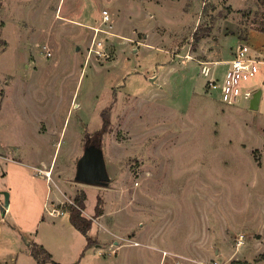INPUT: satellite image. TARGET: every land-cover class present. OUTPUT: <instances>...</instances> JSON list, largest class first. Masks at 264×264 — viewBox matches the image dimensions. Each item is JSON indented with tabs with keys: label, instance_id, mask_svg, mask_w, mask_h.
Masks as SVG:
<instances>
[{
	"label": "rangeland",
	"instance_id": "rangeland-1",
	"mask_svg": "<svg viewBox=\"0 0 264 264\" xmlns=\"http://www.w3.org/2000/svg\"><path fill=\"white\" fill-rule=\"evenodd\" d=\"M102 9L116 36L102 34L108 56L87 60L93 33L84 23L99 26ZM158 9L144 0H0V185L16 228H0L1 264H36L31 242L60 264H157L163 251L172 255L164 264H264V94L250 109L246 100L221 102L205 86L208 76L221 84L228 68L213 58L240 42L264 45L260 35L225 33L221 20L257 27L262 6L179 0L167 24L154 26ZM135 14L138 28L130 24ZM195 30L208 36L196 40ZM263 76L253 80L256 90L264 91ZM104 108L110 180L81 183L76 162L85 133L102 127ZM11 145L20 153L9 156L47 169L48 176L35 170L47 183L28 167L12 174L3 158ZM81 192L82 215L92 220L85 251L86 236L68 219ZM43 203L65 212L50 216Z\"/></svg>",
	"mask_w": 264,
	"mask_h": 264
},
{
	"label": "built area",
	"instance_id": "built-area-1",
	"mask_svg": "<svg viewBox=\"0 0 264 264\" xmlns=\"http://www.w3.org/2000/svg\"><path fill=\"white\" fill-rule=\"evenodd\" d=\"M100 25H104L107 28L100 27ZM100 25L89 27L93 34L88 44L86 54L87 60H89L91 56L95 59H103L108 56L105 50V40L107 39L106 35L115 34L112 30H110L112 28V24L107 9L101 10ZM102 34L106 35L102 36ZM225 63L228 65V68L222 83L219 84L212 76H208L205 82L206 88L208 90H217L220 101L227 105H236L241 100L250 102L253 94L256 92V84L253 83V80L259 76L261 70L264 71V53L261 55H255L251 52L250 46L247 43L240 42L232 49L231 58L225 61ZM204 71L206 75H210V71H208V69ZM38 171L45 176L49 175L45 174V171ZM60 205L61 206L56 208L49 203H45L44 208L48 215L56 217L59 216L60 213L62 214L65 212L62 209L63 204ZM171 256L172 255L168 254L166 251H163L160 264H164L166 258ZM173 263L179 264L180 262L176 260Z\"/></svg>",
	"mask_w": 264,
	"mask_h": 264
},
{
	"label": "crops",
	"instance_id": "crops-1",
	"mask_svg": "<svg viewBox=\"0 0 264 264\" xmlns=\"http://www.w3.org/2000/svg\"><path fill=\"white\" fill-rule=\"evenodd\" d=\"M145 2H148V3H150V4H153V5H155V6H158L159 7V9H158V13H159V16H158V18L160 19L158 22H156L155 24H154V26L156 25H158V24H160V23H162L163 25H166L167 24V22H165V21H167V19H168V17L170 16V14L169 15H167L166 14V12H168L170 9H172L173 7H174V4L175 3H177L179 0H144ZM130 14H128V16H129ZM140 16L141 15H138V14H135L134 15V17H133V15H131L129 18H131V21H130V24L133 26V27H135V28H138V27H140ZM150 16H152V15H150ZM124 21H126V19H123ZM128 23H129V21H128ZM145 22L143 21L142 22V25L144 24ZM130 24H127V26L128 27H131L130 26ZM169 24V23H168ZM228 24V25H227ZM84 25L85 26H87V27H93V26H96V25H92V24H86V23H84ZM221 25L224 27V31H225V29H226V31L227 32H230L231 34H234V35H236V36H238V25H237V23L234 21V20H232V19H230V18H224V19H222L221 20ZM128 27L126 28V27H124L123 26V28H124V30H128ZM134 28V29H135ZM132 29V28H131ZM134 29H132V31H133V33H135V31H134ZM121 31L123 32L122 34H124V31H123V29H121ZM226 31H225V33H226ZM131 34V33H130ZM116 35V34H115ZM119 35V34H118ZM253 35H260V36H263L264 37V33H262V32H259V31H257V30H254V29H251V28H249L248 29V31H247V36L246 37H249V36H253ZM120 37H123V38H125L126 37V34H125V36L124 35H119ZM128 37H130V36H128L127 35V38ZM129 39H132V36H131V38H129ZM143 39L144 40H148L149 39V35L144 31V34H143ZM240 39V38H239ZM204 40V39H203ZM250 49L253 51V52H255V53H257L256 55H261L262 53H264V45H260V46H258L257 48H252V47H250ZM231 55H232V49H231V52H230V54L227 56V57H220V58H213L212 59V61H210L211 63H214V62H217V61H220V62H225V61H227V60H229L230 58H231ZM205 56L207 57V58H212L211 57V53L210 52H207L206 54H205ZM263 78H264V76H263ZM261 90V95H260V99L262 98V96H263V94H264V91L262 90V89H260ZM259 102H260V100H259ZM12 144V143H11ZM13 144H15L14 142H13ZM18 151H19V153H20V147H16V146H13V145H11L10 147H9V149L7 150V153H8V155H4L3 156V158L6 160V161H9V162H12L14 165H13V167L11 168V169H9L10 171H12V174L13 175H15V173H20V171H22L21 169H20V171L18 170V168H17V166L19 165V166H23V167H28V168H30L31 169V171H32V176H38L37 174H36V172H35V170L36 169H38V168H40V167H33L34 165H33V163H31V162H29L28 160H26L25 162L24 161H22L23 159H22V156H21V158H17V159H15L14 157H11V156H9L11 153H13V155H16V154H14V153H18ZM22 153V152H21ZM1 156V155H0ZM28 162V163H27ZM51 163V162H50ZM9 170L8 171H5L2 175H3V177L5 176V177H8V172H9ZM39 170H42L41 168L39 169ZM46 171H47V169H46ZM6 172H7V174H6ZM26 173V172H25ZM21 174V173H20ZM38 177H40V178H38ZM37 178H38V181L39 182H41V183H43V182H45V183H47L45 180H43V176H38ZM45 179V178H44ZM7 183L9 184V182L7 181ZM12 187H10V189H11ZM4 189H5V186H2V185H0V211H1V205H2V203H3V193L5 192L4 191ZM6 190V189H5ZM48 195V193H46V196ZM11 208H10V206L8 205V208L7 209H5V211H4V213H2V212H0V228L1 229H4V230H6V231H10V230H16V228L14 227V226H12V224L9 222V221H7V219H6V215H8V214H10V212H11V210H10ZM40 211H44V203H43V209H41ZM10 233V232H9ZM11 235H12V238L14 237V240L15 241H13V242H15V243H18L17 241H18V239H17V237L14 235V234H12V233H10ZM18 235V234H17ZM19 236H21L20 234L18 235V237ZM42 244H44V243H42ZM27 253H29L30 254V252H29V249H28V252ZM31 255V254H30ZM160 260H161V258L159 259V261H158V263L157 264H160ZM35 262H36V260H35ZM36 264H37V262H36Z\"/></svg>",
	"mask_w": 264,
	"mask_h": 264
},
{
	"label": "trees",
	"instance_id": "trees-1",
	"mask_svg": "<svg viewBox=\"0 0 264 264\" xmlns=\"http://www.w3.org/2000/svg\"><path fill=\"white\" fill-rule=\"evenodd\" d=\"M258 3L262 6V14L264 18V0H258ZM229 8V6H227ZM230 10V8H229ZM261 14V15H262ZM251 29L257 30L259 32L264 33V22H262L259 26L257 27H252ZM197 30V28H196ZM196 30L193 33V37L196 38V40H199L203 37H207L208 34L205 33L201 35L200 37L197 35ZM239 33L238 36L240 39H246L247 36V31L248 30H241L238 29ZM109 110V111H108ZM103 109L101 110V118H102V127L99 129H96L95 131L91 133H85L84 137V144L87 145L89 143L95 144L99 148L102 149L101 147V140L103 137L104 132L107 131V128L109 126V121H110V109ZM85 200H86V195L84 193H80L79 195L74 196L73 198V203L72 205L69 206V213H68V219L70 224L80 233L84 234L86 236V246L84 248V251L86 248L90 247V237L87 236V232L90 229L92 225V220L90 218H87L82 215V210L85 208ZM102 214L101 209L99 208V205L96 204L94 207V215L97 217ZM29 252L31 256L36 260L37 264H60L58 262H55L52 259L51 253L41 244H38L36 242H31L29 244ZM264 256V253H263ZM1 264V263H0Z\"/></svg>",
	"mask_w": 264,
	"mask_h": 264
},
{
	"label": "water",
	"instance_id": "water-1",
	"mask_svg": "<svg viewBox=\"0 0 264 264\" xmlns=\"http://www.w3.org/2000/svg\"><path fill=\"white\" fill-rule=\"evenodd\" d=\"M261 90H256L249 102L250 109H257L260 100ZM74 179L78 182L91 185H105L110 180L106 164L104 160L103 151L95 145L86 146L82 155L78 158L76 163V171ZM3 203L1 205V212L4 213L9 205V194L3 193Z\"/></svg>",
	"mask_w": 264,
	"mask_h": 264
},
{
	"label": "flooded vegetation",
	"instance_id": "flooded-vegetation-1",
	"mask_svg": "<svg viewBox=\"0 0 264 264\" xmlns=\"http://www.w3.org/2000/svg\"><path fill=\"white\" fill-rule=\"evenodd\" d=\"M89 145H95V144H92V143H89V144H87V145H83V150H84V148L86 147V146H89ZM96 146V145H95ZM82 153H83V151H82ZM77 163V162H76ZM75 171H76V169H75Z\"/></svg>",
	"mask_w": 264,
	"mask_h": 264
},
{
	"label": "bare ground",
	"instance_id": "bare-ground-1",
	"mask_svg": "<svg viewBox=\"0 0 264 264\" xmlns=\"http://www.w3.org/2000/svg\"><path fill=\"white\" fill-rule=\"evenodd\" d=\"M45 174H47V173L45 172Z\"/></svg>",
	"mask_w": 264,
	"mask_h": 264
}]
</instances>
